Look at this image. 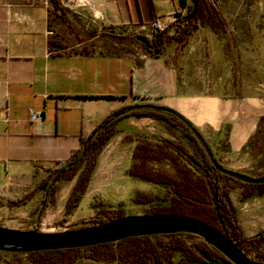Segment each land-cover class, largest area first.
<instances>
[{"label":"crops","instance_id":"0c3cea01","mask_svg":"<svg viewBox=\"0 0 264 264\" xmlns=\"http://www.w3.org/2000/svg\"><path fill=\"white\" fill-rule=\"evenodd\" d=\"M204 1L209 19L197 16L193 27L177 23L190 0H0V227L23 230L24 220H35L40 184L77 149L79 136L89 135L110 112L133 104L160 105L178 113L224 168L261 177L264 164L251 152L264 155V127L258 128L264 86L256 85L255 75L240 74L241 65L227 55L232 46L223 43L226 22L214 0ZM185 28L189 35L181 49L179 36ZM108 30L118 36L102 33ZM158 31L165 37L154 41ZM129 35L160 43L162 54L153 57ZM157 122L132 116L118 122L119 146L126 138L131 142L132 133L142 134L140 141L132 137L129 158L137 144L160 132ZM105 148L70 215L74 220L88 216L78 210L85 202L91 204L93 192L110 184L124 192L132 187L130 162L123 153L120 176H102L100 161L117 147ZM76 177L57 183L56 213L64 211ZM244 193L238 185L229 189V205H224L240 233L252 237L264 229V187L252 188L245 198ZM25 196L27 203L11 205Z\"/></svg>","mask_w":264,"mask_h":264},{"label":"trees","instance_id":"16d2710c","mask_svg":"<svg viewBox=\"0 0 264 264\" xmlns=\"http://www.w3.org/2000/svg\"><path fill=\"white\" fill-rule=\"evenodd\" d=\"M194 1L190 0L186 12L183 17L179 18L177 23L182 21L185 25L195 27L197 16H200L203 21L209 19L208 16L211 11L207 9L205 1L196 0L197 12H195L194 21H187L190 12H192ZM212 10L213 12L215 11L214 9ZM102 33L118 36L113 30ZM188 35L189 30L185 29L179 36V47L181 49L187 42L186 38ZM127 37L136 40L134 35ZM156 37L163 38L165 33L158 31L154 36V41ZM154 41L149 43V47L145 48L153 57H157L163 51L160 43L154 44ZM126 108L127 106L118 108L103 117L89 135L81 134L77 149L72 151L68 159L61 163L58 168L56 167L49 172L46 180L40 184L42 200L36 213L35 223L38 224L43 218L45 208L54 204L57 183L59 181H69L77 175L75 185L70 190L66 204H64L63 217L61 219L62 222L68 220V217L73 214L80 204L85 190H87L90 177L94 172L102 148L116 134L118 122L131 116L136 119L146 117L162 122L167 127L179 131L182 137L187 140L189 148L178 145L175 137L173 140L160 138L158 144L155 145L147 141L137 144L132 151V161L127 170V175L132 179L162 187L166 191L167 198L164 201L155 200L146 193L136 192L132 200L133 203L135 205L149 206L148 212L145 213L146 215L176 214L205 222L206 225L219 230L221 234L234 242L250 261L264 263V229L252 237L243 236L238 229L237 221L223 202L226 187L232 189L238 185V187L244 189L245 193L242 197L245 198L251 195L252 188L257 186L264 187V184L253 185L238 182L222 173H218L214 180L213 168L207 155L191 135V132L176 116L149 109L127 111ZM263 126L264 116H261L258 120V128ZM262 146L264 148V135ZM160 162H166L172 169V173H165L150 166V164H158ZM262 176H264V173ZM225 181L228 183H225ZM229 182H233V184ZM28 200L29 197L25 196L11 203V205L18 206L27 203ZM155 201L158 202L155 203ZM91 208L94 210V215L89 220L90 225L86 227L102 225L123 217L120 210L110 211L100 202L92 204ZM150 237L124 239L129 241L130 244L120 249L113 247L114 243H107L72 250L37 251L25 255L29 258L31 264H74L80 258L103 264H203L202 254L210 259L222 258L217 250L206 245L201 238L191 234L174 233L162 235L161 237H165L166 241H152ZM185 237H190L191 239L186 241L183 239ZM236 240L240 242V246H238ZM174 253L181 256L177 262H174ZM0 261L5 264H18L2 260L1 258Z\"/></svg>","mask_w":264,"mask_h":264},{"label":"rangeland","instance_id":"374dc122","mask_svg":"<svg viewBox=\"0 0 264 264\" xmlns=\"http://www.w3.org/2000/svg\"><path fill=\"white\" fill-rule=\"evenodd\" d=\"M214 2L228 27L227 28L228 37L225 36L223 38V43H227L228 46L231 45L232 48H227L228 49L227 55L229 56V58L232 57L231 60L232 59L237 60L239 65H241V68L239 70L241 75L243 76L255 75L256 85L264 86V0H214ZM138 45L141 44L138 43ZM252 64L253 66H251ZM226 93L230 94V92H226ZM157 123H158L157 128L160 129L161 133L157 132V130L152 132L155 135L152 136V138L150 139V141H148V143H151L152 145L158 144L160 138H162L159 135L164 134V136L167 137V139L173 140L176 138L177 139L176 142L178 143V145L189 148L187 144V140H185L182 137L179 131L167 127L162 122H157ZM138 131H140V129H138ZM263 133H264V129H263ZM263 135H261V137ZM116 137L117 135H115L114 138H112V141L110 140V142H108V144L105 145L104 147H106L105 151H108L114 145V147L118 148L119 153L117 152V148H115L111 153H109L110 155L109 158H107V160L100 161V163L103 164L102 176L106 177L107 174L108 175L110 174L111 175L110 179L112 180L120 176L118 170H120L119 162L122 161L123 158L122 153L124 154L125 160H128L131 164L132 159L129 158L128 156L130 151V146L132 145L133 140L140 141L142 134L132 133L131 137L129 138L131 139V142H129L130 140H127L126 138L125 142H121L120 146L118 145V138L116 140ZM104 147L102 149H104ZM125 153L127 154V156H125ZM251 154L253 159L258 164H264V155L262 156L255 155L254 150L251 152ZM103 155H104V151H103ZM221 165L223 166L222 163ZM150 166H152V168L154 169L162 170L165 173H172V169L169 167V165L166 162H160L158 164H150ZM104 167L106 168L105 172H104ZM263 173H264V167H263V171L260 173V176ZM121 174L125 175V172H122ZM132 180L134 181L132 187L125 192L124 190L122 191L121 188L117 186V184L114 185L110 184L107 187L103 188L101 192L100 191L97 193L93 192L91 204L85 202V204L82 205V209L78 210V213H83L84 211H86L88 213V216H84L75 220L73 219V216L71 217L69 216L68 220L62 222L61 219L63 217V211L61 210L60 212L56 213L54 209L55 208L54 206L57 204L56 201L55 204L49 205L47 207L41 223L39 222V224H36L34 220H29V221L24 220L21 223L20 227L25 229H29V228L34 229L36 227L37 229H40V231H45V232L74 230L80 227H84V226L86 227L90 225L89 220L94 215V210L91 208V205L94 203L100 202L101 204L104 205L105 208L113 212L120 210L123 216L126 215L133 216V215L145 214L146 212H148V207H149L146 205H135L133 203L132 200L136 192L146 193L147 195L152 196L155 200L164 201L167 198L166 191L162 187L151 185L148 184L147 182L140 180H135V179ZM225 182L228 183L227 181ZM262 187L263 186H260V188L255 187V189H257L258 191ZM112 188L116 189L115 192L113 191L114 193L112 192ZM228 190L229 188L226 187V192ZM104 195L107 197L106 200L103 197ZM109 197H111V199H114L115 197L116 198L121 197V199L114 202H109L108 201ZM157 202L158 201H155V203ZM223 202L225 205H229L228 204L229 201L227 197L223 198ZM227 210L233 216V213L230 211L231 209L228 208ZM50 212H51V217L49 216ZM183 239L189 241L191 238L185 237ZM150 240L166 241V238L161 236H152L150 237ZM236 243L238 244V246H240V242L238 240H236ZM129 244H130L129 241L124 240V241H119L117 243L114 242L113 247H115L116 249H120L128 246ZM0 258L5 261L8 260L9 262L12 263L31 264L29 262V258L24 253H9V252L0 251ZM180 258L181 256L179 254L174 253L173 256L174 262H177ZM0 264H5V263L3 261H0ZM74 264H103V263L80 258L76 260Z\"/></svg>","mask_w":264,"mask_h":264},{"label":"water","instance_id":"95a60500","mask_svg":"<svg viewBox=\"0 0 264 264\" xmlns=\"http://www.w3.org/2000/svg\"><path fill=\"white\" fill-rule=\"evenodd\" d=\"M197 12V1L193 2V9L187 21H194ZM136 41L144 47H149V42L144 37L137 36ZM137 109H149L162 111L174 116L191 132V135L202 147L213 168L214 180L218 173L233 178L238 182L260 185L264 184V176L253 178L238 171L224 168L209 150V146L201 137L192 124L183 119L178 113L160 105L149 103L130 105L127 111ZM191 234L201 238L206 245L217 250L222 258L210 259L204 254L201 255L203 264H264L252 262L250 259L221 232L205 222L192 219L187 216L176 214H154V215H126L114 219L102 225L82 227L75 230H65L59 232H45L34 228L29 231L20 229H10L0 227V251L9 253H31L44 251H57L65 249L88 248L95 245L107 243H117L127 238L150 237L156 235L169 234Z\"/></svg>","mask_w":264,"mask_h":264},{"label":"built area","instance_id":"2783aa9c","mask_svg":"<svg viewBox=\"0 0 264 264\" xmlns=\"http://www.w3.org/2000/svg\"><path fill=\"white\" fill-rule=\"evenodd\" d=\"M36 228V227H35Z\"/></svg>","mask_w":264,"mask_h":264}]
</instances>
